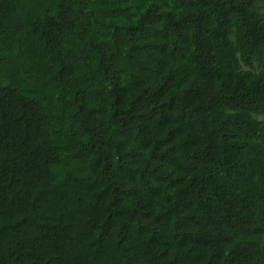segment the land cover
<instances>
[{
	"label": "trees",
	"instance_id": "trees-1",
	"mask_svg": "<svg viewBox=\"0 0 264 264\" xmlns=\"http://www.w3.org/2000/svg\"><path fill=\"white\" fill-rule=\"evenodd\" d=\"M0 264H264V0H0Z\"/></svg>",
	"mask_w": 264,
	"mask_h": 264
}]
</instances>
